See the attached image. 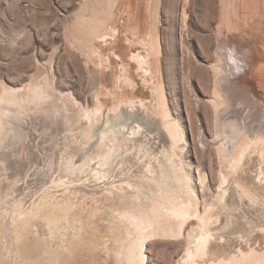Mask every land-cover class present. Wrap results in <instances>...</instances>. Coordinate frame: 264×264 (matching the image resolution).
<instances>
[{"label": "rangeland", "instance_id": "374dc122", "mask_svg": "<svg viewBox=\"0 0 264 264\" xmlns=\"http://www.w3.org/2000/svg\"><path fill=\"white\" fill-rule=\"evenodd\" d=\"M6 90L33 101L7 105L20 119L0 139V264H264V0H0ZM129 109L156 128L101 139ZM163 168L191 190L163 199L202 221L163 208L138 253L120 210Z\"/></svg>", "mask_w": 264, "mask_h": 264}, {"label": "bare ground", "instance_id": "6f19581e", "mask_svg": "<svg viewBox=\"0 0 264 264\" xmlns=\"http://www.w3.org/2000/svg\"><path fill=\"white\" fill-rule=\"evenodd\" d=\"M229 49V48H228ZM230 50H232V49H230ZM235 51V50H234ZM226 52V51H225ZM233 52V51H232ZM231 52V53H232ZM230 53V54H231ZM234 54H236V53H234ZM234 54H233V56H234ZM241 54V53H240ZM243 55V54H242ZM241 55V56H242ZM231 56V55H230ZM228 57H229V55H228ZM235 57V56H234ZM238 57V56H237ZM239 57H240V55H239ZM235 59H237V58H235ZM239 59V58H238ZM243 59H245L244 58V56H243V58H242V60ZM230 60H231V58H230ZM234 60V59H233ZM240 60V59H239ZM226 61H227V59H226ZM228 61H229V59H228ZM233 62V61H232ZM242 62H245V60L244 61H242ZM233 64H236L235 62L233 63ZM231 65V64H230ZM240 65V64H239ZM242 65V64H241ZM232 66V65H231ZM230 66V67H231ZM227 67H228V65H227ZM239 67H241V66H239ZM243 67V66H242ZM241 67V68H242ZM241 68H240V71H241ZM239 69V68H238ZM245 69V68H244ZM237 69H235V71H236ZM232 71V70H231ZM239 71V72H240ZM234 72V71H233ZM237 72V71H236ZM236 72H234L235 74H236ZM238 72V73H239ZM228 73H229V71H228ZM229 75H232V73L230 74L229 73ZM232 76H234V75H232ZM228 78V77H227ZM226 80H228V79H226ZM224 82H226V81H224ZM229 82V81H228ZM227 82V83H228ZM225 84V83H224ZM226 85V84H225ZM224 85V86H225ZM232 86V85H231ZM227 87V86H226ZM227 90H229V89H227ZM19 92V91H18ZM18 92H14V94L12 93V94H10L7 90H6V94L4 95V96H1L0 97V139L3 137V135L5 136V135H8V129H9V127L12 125H10V123L12 122V120L13 119H15V121H19V119H20V113L21 112H19V113H14V112H11V110H10V108L12 107L13 108V106H11V105H19V104H28V103H30V101H33L31 98H33L30 94H28V95H24V94H22V91H20L19 93ZM26 92V91H25ZM33 92V91H32ZM29 96H31V98L29 97ZM35 96V95H34ZM39 96V95H38ZM43 97V96H42ZM41 97V98H42ZM38 98V97H37ZM34 99H36V98H34ZM38 102H40V101H38ZM34 103H35V101H34ZM7 105H10V108L9 109H7ZM22 106V105H21ZM65 106V105H64ZM9 107V106H8ZM21 108V107H20ZM18 109V108H17ZM47 109V108H46ZM55 109V108H54ZM260 109V108H259ZM21 110V109H20ZM257 110V109H256ZM37 111V110H36ZM47 111V110H46ZM52 111V110H51ZM51 111H50V113H51ZM41 112V111H40ZM121 112H124L123 110L121 111ZM126 112V111H125ZM36 113V112H35ZM259 113V112H258ZM59 114V113H58ZM61 114V113H60ZM49 115V114H48ZM39 116H41V115H39ZM115 117H114V119H111V120H109L108 121V123H107V125H106V129L104 128V132H101V139H104L105 137H107V135H108V133H110V132H112L113 131V128H112V126H113V123H114V121H115V123H117V125H119L120 126V128L122 127V128H125V126L126 125H129V123L130 124H132V123H135V121H139L138 119H140V120H143L144 121V124L146 125V127L148 128V124L149 123H151L152 125H154L155 126V128H156V121L153 119V118H151V117H148V119L143 115L142 116V114H139V113H137V112H134L133 110H130L129 109V111L127 112V113H118V114H116V115H114ZM61 117V116H60ZM67 117V116H66ZM238 117V116H237ZM257 117V116H256ZM24 117H22V120L24 121V120H26V119H23ZM70 118V117H69ZM112 118H113V116H112ZM109 119V118H108ZM222 119V118H221ZM224 119V118H223ZM222 119V120H223ZM234 119V118H233ZM21 120V121H22ZM14 120H13V122H15ZM28 121V120H27ZM26 121V122H27ZM72 121V120H71ZM225 121V120H224ZM25 122V123H26ZM225 122H227V121H225ZM17 123V122H16ZM19 123V122H18ZM24 123V122H23ZM29 123V122H28ZM138 123V127H137V131H138V128L140 129V131H141V129H142V131H144L145 132V129L143 128V126L139 123V122H137ZM260 123V122H259ZM19 124H21V123H19ZM27 124V123H26ZM227 124V123H226ZM10 125V126H9ZM15 125V124H14ZM225 125V123H223V126ZM228 125V124H227ZM136 126V125H135ZM134 126V127H135ZM226 126V125H225ZM13 127V126H12ZM15 127H17V124L15 125ZM105 127V126H104ZM128 126H126V128H127ZM134 127H133V131L135 130L134 129ZM20 128V127H19ZM19 128H16V129H19ZM22 128V127H21ZM20 128V129H21ZM118 128V127H117ZM131 128H132V126H131ZM12 129V128H11ZM15 129V128H14ZM20 129H19V131H20ZM116 128H114V130H115ZM168 129H169V132H170V134H171V138H173V139H175V142H176V139L178 138L179 139V137L180 136H182V135H180L179 136V134H178V129L176 128V126L174 125V124H170L169 126H168ZM238 129V128H237ZM131 130V132H133ZM251 130V129H250ZM258 130V129H257ZM12 131H13V129H12ZM15 131V130H14ZM103 131V130H102ZM123 131H124V129H123ZM136 131V130H135ZM136 131V132H137ZM158 131V130H157ZM17 132V131H16ZM117 132H118V130H117ZM143 132V133H144ZM264 132V131H263ZM14 133V132H13ZM17 133H19V132H17ZM16 133V134H17ZM21 133V132H20ZM90 133V132H89ZM99 133V132H98ZM98 133H95V131L93 132L92 131V133H91V137H94V135L95 134H98ZM115 133V132H114ZM138 133V132H137ZM141 133V132H140ZM142 133V134H143ZM181 133V132H180ZM10 134V133H9ZM122 134V133H121ZM134 134V133H133ZM160 134V133H159ZM263 134V133H262ZM14 135V134H13ZM258 135V134H257ZM157 136V135H156ZM160 137V136H159ZM253 137V136H252ZM154 138V137H153ZM250 138V137H249ZM257 138V137H256ZM178 139H177V141H178ZM231 140H234L235 138L233 137V138H230ZM96 140V139H95ZM251 140V139H250ZM153 141V140H152ZM156 141V140H155ZM235 141V140H234ZM170 142H171V139H170ZM179 142V141H178ZM150 143V142H149ZM172 143V142H171ZM159 144V143H158ZM176 144V143H175ZM145 145H147V144H145ZM172 145H173V143H172ZM177 145V144H176ZM148 148V147H147ZM175 148V147H174ZM234 148V147H233ZM232 148V149H233ZM150 149V148H149ZM229 149V148H228ZM123 150V149H122ZM152 151V150H151ZM172 152H173V154H175L174 153V151L172 150ZM169 153V152H168ZM172 154H167V156H168V158L169 159H171V157H169V156H171ZM2 156V155H1ZM99 156V155H98ZM100 156H101V154H100ZM102 157V156H101ZM123 160V159H122ZM103 161V160H102ZM105 161V160H104ZM106 162V161H105ZM105 162H103V166H105L106 165V167H107V163H105ZM83 169V168H82ZM104 169V168H103ZM169 171V170H168ZM173 170H171V173L174 175H176V173H174V172H172ZM169 173V174H168ZM162 174H163V179L161 180V178H158V177H153L152 179H153V181L152 182H148V181H146L145 179H144V181H145V183L146 184H152V185H154L155 184V187H151L148 191H147V185H145V183H144V181H139V184H138V186H136V184H135V191H133L132 190V192L134 193V192H136V193H138V190H143L144 192H145V196H146V200L148 201V202H150V203H152L153 204V208H151V210L150 209H148L145 205H144V203L146 204V203H148V202H144L143 200V206H141V207H139V206H137V205H135V203H134V201H136L137 203L138 202H140V198L138 197L137 198V196H135L136 197V200L135 199H132L131 200V203L130 204H128L127 205V208L125 209V210H120V213L121 214H119V215H122L121 216V218H123V219H121L122 220V223L123 222H129V221H131V222H133L134 223V228H135V224L139 227L135 232L136 233H134V235H133V239L135 240L134 241V248H135V251H138V253H139V250L143 247V246H145V240L146 239H148V238H154V237H156V234H155V230H154V228L153 227H155L156 225H159V227L163 224V220H164V218L163 217H161V215H160V211H162L163 210V208L164 209H166V214H169L171 217H173L174 219H176V220H180V221H182V223H183V225L184 224H186V222L187 221H189V218H192V216H191V209L193 208V207H195L194 205H195V203H194V205H193V203H192V201L191 200H189V201H186V202H180V199L178 198V200H179V202H177V201H175L174 200V198H173V200H172V197H171V199L170 200H164L163 199V196L165 195H171V194H174V193H185L186 191H188V190H184L185 189V185L183 186V183L182 182H180V177L182 176L183 177V175H180V173H177V176L179 177V175H180V177H179V182H178V180H176L178 177H172V176H170V172H165L164 171V168H163V171H162ZM179 174V175H178ZM186 175V174H185ZM187 176V175H186ZM143 178V177H142ZM145 178V177H144ZM184 178V177H183ZM186 178V180H187V177H185ZM189 178V177H188ZM185 180V179H184ZM184 180H181V181H184ZM131 181V180H130ZM188 181V180H187ZM190 181V180H189ZM177 182V183H176ZM124 183H126V182H124ZM127 183L128 184H130L129 182H128V180H127ZM185 183V182H184ZM132 184V183H131ZM187 184V183H186ZM191 184V183H190ZM124 186V185H123ZM125 186H127V185H125ZM131 186V185H130ZM187 186H188V188H189V185L187 184L186 185V189H188L187 188ZM130 187H127V189L130 191V189H129ZM126 188H125V190L128 192V190H127ZM190 189V188H189ZM185 191V192H184ZM190 191V192H189ZM188 192H189V196H190V194H191V190H189ZM120 192V196L121 197H129L130 196V194H132L131 192H129V193H126L125 191H124V187H121V190L119 191ZM193 192V191H192ZM195 194V193H194ZM182 195V194H181ZM161 196H162V199H161ZM159 197H160V201H162V200H164V201H166L167 202V204L168 205H166V204H163L164 202L162 201V203L159 201ZM166 198V197H165ZM175 199H177L176 197H175ZM188 200V199H187ZM183 201V200H182ZM197 203V202H196ZM150 205V204H149ZM158 205V206H157ZM157 206V207H156ZM149 207V206H148ZM159 207L161 208L162 207V209H160L159 210ZM196 208V207H195ZM195 208H193V209H195ZM97 209V208H96ZM154 209V210H153ZM197 212H196V211ZM194 210V212H196V213H194V216H196V217H198V219H200L201 221H202V217L200 216V214H199V211H198V209H195ZM93 212V211H92ZM115 212V211H114ZM94 213H95V210H94ZM93 213V214H94ZM113 213V212H112ZM95 214H97V213H95ZM111 214V213H110ZM193 214V213H192ZM112 215L113 214H111V217H112ZM203 215H205V214H203ZM100 216V215H99ZM107 216V215H106ZM165 217V216H164ZM97 218V217H96ZM193 218H195V217H193ZM107 219H108V217H107ZM110 220V219H109ZM117 220V219H116ZM116 220H113V218H112V221H116ZM47 221V220H46ZM111 221V220H110ZM118 221V220H117ZM198 222H199V220H198ZM94 224H95V222H94ZM98 224V223H97ZM200 224H201V222H200ZM199 224V225H200ZM51 226V225H50ZM99 226V225H98ZM97 226V227H98ZM109 226H113V225H110V223H108V227ZM201 226V225H200ZM102 227V226H101ZM107 227V226H106ZM110 227V228H111ZM202 227H200V229H201ZM112 229V228H111ZM110 229V230H111ZM113 229H114V227H113ZM90 230H93V229H90ZM110 230H108L109 231V233L111 232ZM204 230V229H203ZM202 230V231H203ZM29 231H30V229H29ZM137 231H139L140 232V236L138 237V234H137ZM112 233V232H111ZM28 235H29V233H28ZM106 235V234H105ZM109 235V234H108ZM107 235V236H108ZM206 235V234H205ZM24 236H25V234H24ZM165 236H167V235H165ZM202 236V235H201ZM104 237V236H103ZM206 237V236H205ZM25 237H23V239H24ZM28 238H31V237H27V239ZM22 239V241H24ZM26 241V240H25ZM24 241V243H25V245L23 246V249L25 248V246H27V243ZM200 243H201V245L199 244V247H198V249H196L197 251V254H196V257H198V256H200L199 254H201L202 256H204L203 255V247L205 246V244L207 243V240L204 238V236H203V238H201L200 240ZM81 242H83V241H81ZM17 244V243H16ZM39 244V243H38ZM83 244V243H82ZM81 244V245H82ZM204 245V246H203ZM33 246H35V245H33ZM32 245H31V243H30V245L28 246V248L31 250L32 248H34ZM40 246V245H39ZM79 246V245H78ZM15 247V246H14ZM131 247V246H130ZM16 248H18V247H16ZM27 248V247H26ZM26 248L23 250V251H25L26 250ZM27 248V249H28ZM83 248H84V245H83ZM126 248H128L127 246H125L124 245V247H123V249H126ZM20 249V248H19ZM21 251V250H20ZM22 251V252H23ZM48 251V250H47ZM19 252V251H18ZM29 252V251H28ZM206 252V251H205ZM205 252H204V254H205ZM199 253V254H198ZM22 254V253H21ZM47 254V253H46ZM198 255V256H197ZM37 256V255H36ZM192 256H194V255H192ZM27 257V256H26ZM25 258V257H24ZM23 258V259H24ZM29 258V257H28ZM194 258V257H193ZM22 259V260H23ZM27 259V258H26ZM26 259H24V260H26ZM27 261V260H26ZM32 261V260H31ZM20 263V262H19ZM194 263V262H193ZM192 263V264H193ZM29 264V263H28ZM145 264V263H144Z\"/></svg>", "mask_w": 264, "mask_h": 264}]
</instances>
